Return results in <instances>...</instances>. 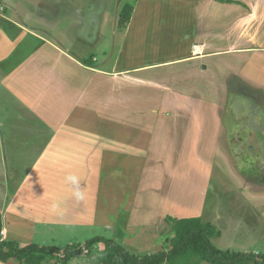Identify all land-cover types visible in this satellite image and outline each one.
<instances>
[{
  "label": "crops",
  "instance_id": "obj_1",
  "mask_svg": "<svg viewBox=\"0 0 264 264\" xmlns=\"http://www.w3.org/2000/svg\"><path fill=\"white\" fill-rule=\"evenodd\" d=\"M14 1L0 0V82L25 134L9 135V152L30 164L1 200L0 240L46 246L33 241L41 226H103L118 242L131 232L140 248L157 239L162 214L216 227V199L206 211L221 164L233 192L264 218V183L254 181L264 172V141L255 136L264 137V0H134L108 65L76 58L40 31L58 6L23 0L29 24L12 15ZM240 129L248 135L242 155ZM247 158L256 175L238 173ZM125 196L126 218L110 219L108 203L119 211ZM70 246L82 251L63 264H94L83 255L93 245Z\"/></svg>",
  "mask_w": 264,
  "mask_h": 264
},
{
  "label": "rangeland",
  "instance_id": "obj_2",
  "mask_svg": "<svg viewBox=\"0 0 264 264\" xmlns=\"http://www.w3.org/2000/svg\"><path fill=\"white\" fill-rule=\"evenodd\" d=\"M36 1L44 7V10H46L45 8L55 10L57 6L59 8V14L54 17V24L48 26L46 23H40V31H43V34L47 36L48 33L46 32H49L51 36L54 35V37L58 40L59 47L66 50L69 54L76 58H90L92 62L100 59L105 61L104 64L108 65L107 63L109 61V57L107 58V56H109L116 45H118L121 37L120 33L125 24V19L120 17L122 10L125 5L130 6L134 0ZM26 2L28 1L26 0ZM26 2H23V0H15L14 6L17 10L20 9V11H18V13L14 12L12 15L17 16L21 14L22 18L17 17V19L19 21L24 19L30 24L27 17H23L24 12L21 10L26 9L27 15L31 13L32 7ZM34 2L35 0H32V3ZM89 14L90 21L87 22V20H89ZM51 19L52 18L49 17L47 21L51 22ZM221 58L223 60L229 59L226 55ZM5 110L11 112L12 114L8 113L5 117ZM16 112L17 109L13 106L5 109L3 82H0V192L3 194L2 196L0 195V203L1 200L3 201V199H5L7 194L12 193L20 177H23L27 173L26 168L30 164V162L28 163L29 158L25 159L22 158V156L14 155L9 152L11 149L15 150L16 147L14 144L10 145L9 135L13 134L15 136L13 139L14 141L25 135L22 131H20L21 127L19 126L20 124L18 123V118L13 117ZM222 116L223 118H228L226 112ZM108 130H112V127L109 125ZM241 130L242 129L236 130L238 132L236 138L239 139L240 137L241 139V144L240 141L237 142V150L239 152L238 155H242L241 153L245 149H239V146L241 145L244 147L243 143L245 139L243 140V137L246 139L248 138V135H246L247 129H243L245 130L243 133H240ZM255 136L264 141L262 133L255 134ZM118 162H120V160ZM252 164L253 163L250 162V158H247L245 171H238V173L240 175H248L249 177L251 172H254L256 175L258 170H250L252 168ZM236 166L240 168L242 165L237 164ZM229 175L230 172L225 169L223 164L213 167L210 181L211 185L208 190V207L206 215L208 216V212H211V200L216 199L219 205L215 220L217 228L215 227V229L219 230L220 235L211 236L210 240L212 244L219 249L260 254L264 250V218L259 216L258 213L250 207V205L244 204V196H240L239 194L233 192V181L230 180ZM254 179L256 182L264 183V172ZM127 187L132 189L133 185ZM128 197L129 196L124 197V202L121 203L123 206L119 208V211H115V202L108 203V207L110 208L111 206V209H109V212H111L110 219L118 217V220H124L126 218L128 213ZM167 217H172V215L162 214L160 217L161 219L157 218L159 225L155 224L153 227V233L161 231L160 233H157V239H153V237H151L153 241H147L145 239L142 242L143 245L139 242V248L132 244V235L131 232H129L125 234V236H122L123 239H121V242L119 243L124 245L130 252L136 254L151 253L161 249L166 250L168 248L166 240H168L171 236L170 226L166 222ZM203 217L207 218L205 215ZM162 225L164 226L162 227ZM39 228V232L35 235L36 239L33 241L46 246H55L59 249L74 248L73 246H70V244H74V246L80 245L83 247L88 239L97 235L112 239L116 230L106 229L103 226L91 228L79 225H68L65 227L55 226V231L53 232H51L47 227L41 226ZM147 238L149 239V237ZM96 248L100 249L98 250ZM102 249V244H94L92 249L87 252H83V255L85 254L89 256L90 260H92L94 264H101ZM55 257L57 259L63 258L62 253L53 255V258ZM49 261L51 260L46 258L45 262L41 264H46ZM258 262L259 259L255 264H258ZM200 264L208 263L201 262Z\"/></svg>",
  "mask_w": 264,
  "mask_h": 264
},
{
  "label": "trees",
  "instance_id": "obj_3",
  "mask_svg": "<svg viewBox=\"0 0 264 264\" xmlns=\"http://www.w3.org/2000/svg\"><path fill=\"white\" fill-rule=\"evenodd\" d=\"M132 5H125L121 18L125 24L130 18ZM124 24V26H125ZM171 227V236L168 238V248L151 253L136 254L127 250L121 243L104 236H94L85 242V247L102 244L101 264H264V250L260 254L253 252L233 251L215 247L211 236H219V230L210 222H204L199 217L166 218ZM0 219V234H1ZM82 248L63 252L54 246H39L27 244L18 246L12 240H0V261H18L21 264H41L46 258L62 253L61 263L79 254ZM54 264V263H53Z\"/></svg>",
  "mask_w": 264,
  "mask_h": 264
}]
</instances>
